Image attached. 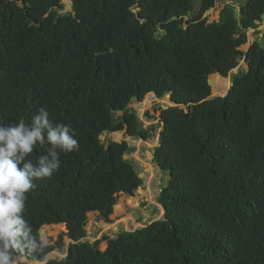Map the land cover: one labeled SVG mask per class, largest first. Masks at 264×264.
I'll return each instance as SVG.
<instances>
[{
	"label": "trees",
	"instance_id": "16d2710c",
	"mask_svg": "<svg viewBox=\"0 0 264 264\" xmlns=\"http://www.w3.org/2000/svg\"><path fill=\"white\" fill-rule=\"evenodd\" d=\"M72 2L66 11L64 0H0V124L30 123L44 107L78 140L50 179L36 181L23 213L34 234L65 225L75 243L66 249L61 238L33 261L59 249L68 256L48 264H264V36L242 50L264 21V0ZM243 60L248 69L232 73ZM216 74L232 76L224 97L213 96ZM153 93L178 105L160 106L155 148L169 176L165 217L84 242L90 213L110 220L113 196L144 184L131 145L101 136L150 140L129 106ZM45 154L37 145L28 158Z\"/></svg>",
	"mask_w": 264,
	"mask_h": 264
},
{
	"label": "clouds",
	"instance_id": "9594fccd",
	"mask_svg": "<svg viewBox=\"0 0 264 264\" xmlns=\"http://www.w3.org/2000/svg\"><path fill=\"white\" fill-rule=\"evenodd\" d=\"M49 116L41 107L30 123L20 119L12 125L0 124V264H33L49 243L34 234L23 215L28 194L36 181L50 179L59 170L61 153L78 149L71 125H53ZM37 145L46 147L47 154L33 162L28 157Z\"/></svg>",
	"mask_w": 264,
	"mask_h": 264
},
{
	"label": "rangeland",
	"instance_id": "374dc122",
	"mask_svg": "<svg viewBox=\"0 0 264 264\" xmlns=\"http://www.w3.org/2000/svg\"><path fill=\"white\" fill-rule=\"evenodd\" d=\"M64 3L66 4V9L71 7V0H64ZM224 7L225 4L219 2L215 8L206 13L205 17L210 22L219 20L220 12ZM236 8L237 12L240 13V4H236ZM258 25V28L249 31V43L242 47L243 51H248L255 41H261L264 36V21L258 23ZM247 69L248 66L245 61H241L239 71H246ZM226 78L227 81L225 80V82L221 79L216 82L214 79V85L212 86L214 94H227L232 76L229 78L224 77V79ZM171 102L169 97L159 99L155 95L150 94L143 102H133L129 106L137 112L145 128L150 131L151 139L148 141L130 138L125 132L105 133L101 136V141L105 145H108L111 141H127L130 143L133 151L127 155V158L132 160V163L142 175L144 184L133 195L117 193L113 196V202L119 201V203L116 207L114 206V213L110 220H106L98 213H91L87 216V240L90 242L94 243L105 236L110 239H116L122 231H134L164 217L159 199L161 192L168 185L169 176L159 169L160 167L155 160V148L159 145V136L163 129L160 127V106H168ZM120 115L122 113H118L116 117ZM149 115L154 116V118L150 119ZM146 163L149 165H146ZM99 224L103 225V227H99ZM65 233H67L66 226L53 225L46 227L44 237L49 242L48 246H55L62 238L67 247L66 249H69L71 241ZM107 248L108 241L103 242L101 249L105 251ZM63 252L64 250L60 252L59 249H55L47 258L48 260L64 258L66 254ZM33 264H37V261H34Z\"/></svg>",
	"mask_w": 264,
	"mask_h": 264
},
{
	"label": "water",
	"instance_id": "95a60500",
	"mask_svg": "<svg viewBox=\"0 0 264 264\" xmlns=\"http://www.w3.org/2000/svg\"><path fill=\"white\" fill-rule=\"evenodd\" d=\"M71 2H72V0H71ZM73 3V2H72ZM263 19H264V17H263ZM245 61V60H244ZM240 67V66H239ZM239 67L237 68V69H235L232 73H238L239 72ZM213 77V78H212ZM212 77H210V79H209V84L211 85V86H213L214 85V79L216 80V82H218L221 78H224V76H222L221 74H216V75H213ZM229 77H231V76H229ZM228 77V78H229ZM230 87H229V89H228V91H227V94L230 92V90H231V87H232V79L230 80ZM227 94H225V95H220V94H214L213 93V96L214 97H218V96H226ZM153 95H155L156 96V94H154L153 93ZM157 97V96H156ZM166 97H169L170 99H171V95H167ZM175 106H178L177 104H175V103H173V102H171V104L170 105H168V106H163L164 107V109H166V108H168V107H175ZM116 115H117V113H113V118H115L116 117ZM141 141H144L143 139H140ZM130 144V143H129ZM130 161H132L131 159H129ZM140 177L141 178H143L142 177V175H140ZM162 208H163V216L165 217V209H164V207L162 206ZM91 214V213H90ZM164 217L162 218V219H164ZM162 219H159V220H162ZM156 221H158V220H156ZM153 222H155V221H153ZM153 222H151V223H149L148 225H150V224H152ZM148 225H146V226H144V227H142V228H137V229H135L134 231H137V230H139V229H143V228H146ZM66 229H67V227H66ZM128 231V230H127ZM133 231V232H134ZM129 232H131V231H129ZM41 235H45V233H46V227H44L42 230H41ZM71 241V243H75V242H73L72 240H70ZM89 240H87V238L86 239H84V242H88ZM90 242V241H89ZM68 255L66 254V256L65 257H67ZM64 257V258H65ZM34 262V261H33ZM48 262H49V260H48V258L45 260V262H43V264H48Z\"/></svg>",
	"mask_w": 264,
	"mask_h": 264
},
{
	"label": "bare ground",
	"instance_id": "6f19581e",
	"mask_svg": "<svg viewBox=\"0 0 264 264\" xmlns=\"http://www.w3.org/2000/svg\"><path fill=\"white\" fill-rule=\"evenodd\" d=\"M148 163H146V165H147ZM149 165V164H148ZM160 169V168H159ZM135 201V200H134ZM117 206V205H116ZM161 208V207H160ZM163 212V211H162ZM63 227H65V225H62ZM99 227H103V225H101V224H99L98 225ZM107 229V228H106Z\"/></svg>",
	"mask_w": 264,
	"mask_h": 264
},
{
	"label": "flooded vegetation",
	"instance_id": "af4514ba",
	"mask_svg": "<svg viewBox=\"0 0 264 264\" xmlns=\"http://www.w3.org/2000/svg\"><path fill=\"white\" fill-rule=\"evenodd\" d=\"M133 139H135V138H133ZM140 139H142V138H140ZM140 139H136V140H140ZM145 141V140H144ZM129 143V142H128Z\"/></svg>",
	"mask_w": 264,
	"mask_h": 264
}]
</instances>
